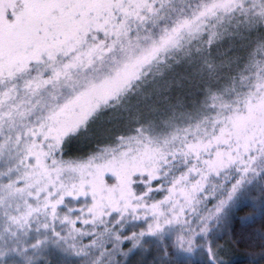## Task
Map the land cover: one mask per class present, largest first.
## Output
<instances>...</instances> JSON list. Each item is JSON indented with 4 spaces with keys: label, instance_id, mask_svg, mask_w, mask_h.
<instances>
[{
    "label": "snow or ice",
    "instance_id": "6c2138e0",
    "mask_svg": "<svg viewBox=\"0 0 264 264\" xmlns=\"http://www.w3.org/2000/svg\"><path fill=\"white\" fill-rule=\"evenodd\" d=\"M179 2L0 0V264H264V0Z\"/></svg>",
    "mask_w": 264,
    "mask_h": 264
},
{
    "label": "trees",
    "instance_id": "16d2710c",
    "mask_svg": "<svg viewBox=\"0 0 264 264\" xmlns=\"http://www.w3.org/2000/svg\"><path fill=\"white\" fill-rule=\"evenodd\" d=\"M173 2L176 8L180 7L181 3L179 0H173ZM191 2H194V0H188V3ZM185 5L184 8H187V3H185ZM224 44L225 43H223L221 47H224ZM68 147L71 151H78L83 149V144L79 141H72ZM236 228L237 231L241 228L239 222H237ZM146 243L149 245V248H152V244H154L153 241H146ZM52 246V244L50 246L49 243H47L38 253H36L32 264H77V258L73 257L69 252L62 251L58 245L59 248H54ZM247 253L248 247L245 242L235 245L228 253L230 264H247Z\"/></svg>",
    "mask_w": 264,
    "mask_h": 264
},
{
    "label": "rangeland",
    "instance_id": "374dc122",
    "mask_svg": "<svg viewBox=\"0 0 264 264\" xmlns=\"http://www.w3.org/2000/svg\"><path fill=\"white\" fill-rule=\"evenodd\" d=\"M185 6H186L185 4H181L180 7H178L177 9H179V8H181V7H185ZM233 39H235V38L233 37ZM223 43H225L224 46H226L227 43H228V38H225V39L221 42L220 47H221V45H223ZM0 163H2V162H0ZM165 239H167V235L165 236ZM153 242H154V244H152V247H155L156 244H157V242H156L155 240H153ZM48 243H49V245L51 246L52 243H51V242H48ZM52 245H53V244H52ZM55 246H57V245H53L52 247H54V248H59L58 246H57V247H55ZM42 248H43V247H42ZM42 248L36 250L35 252H32L31 254H32L33 256H35L36 253H38ZM3 259H4V260H7V259H9V258L5 257V258H3Z\"/></svg>",
    "mask_w": 264,
    "mask_h": 264
}]
</instances>
